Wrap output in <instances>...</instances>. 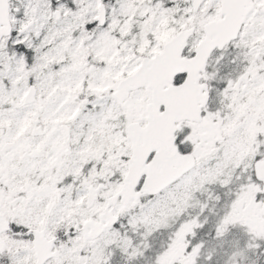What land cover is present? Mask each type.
<instances>
[{"label": "snow or ice", "instance_id": "snow-or-ice-1", "mask_svg": "<svg viewBox=\"0 0 264 264\" xmlns=\"http://www.w3.org/2000/svg\"><path fill=\"white\" fill-rule=\"evenodd\" d=\"M0 264H264V0H0Z\"/></svg>", "mask_w": 264, "mask_h": 264}]
</instances>
